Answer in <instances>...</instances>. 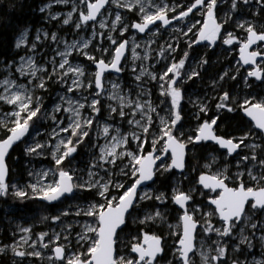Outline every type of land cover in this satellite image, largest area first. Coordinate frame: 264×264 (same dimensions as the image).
<instances>
[{
	"label": "snow or ice",
	"instance_id": "6c2138e0",
	"mask_svg": "<svg viewBox=\"0 0 264 264\" xmlns=\"http://www.w3.org/2000/svg\"><path fill=\"white\" fill-rule=\"evenodd\" d=\"M53 3L70 10L63 15ZM120 9L133 15L125 21ZM38 12L57 31L41 25L29 39L24 28L11 55L0 54V200L66 207L40 216L50 231L17 224L0 257L161 264L170 251L167 264H195L197 252L201 264H264V94L255 91L264 90V0H42ZM61 24L79 39L64 38ZM153 45L162 61L155 68L143 63ZM237 45L235 67L209 77L207 93L190 94L189 82L204 80L217 47L226 57ZM129 63L133 80L122 87ZM241 82L249 90L242 99L234 91ZM184 101L196 121L187 131ZM18 143L28 164L50 165L28 171L35 180L23 187L10 179ZM203 150V166H190L189 154ZM82 154L87 161L77 159ZM165 176L175 181L170 193L156 187ZM164 224L167 236L156 230Z\"/></svg>",
	"mask_w": 264,
	"mask_h": 264
},
{
	"label": "rangeland",
	"instance_id": "374dc122",
	"mask_svg": "<svg viewBox=\"0 0 264 264\" xmlns=\"http://www.w3.org/2000/svg\"><path fill=\"white\" fill-rule=\"evenodd\" d=\"M42 3V2H41ZM40 3V5H41ZM39 5V6H40ZM53 9L56 11H61L63 15H66L67 12L70 10V6H65V5H56L55 3H53ZM119 11H121V13L124 15L125 21L128 20V18L133 15L132 13H126V10L124 9H120ZM36 14L38 15V19L37 22L35 24L34 27H27L29 28L30 31V35H29V39H32L34 37V33H35V29L41 27V25L44 26L45 30L51 29L52 31H57V27L53 26V24H45L44 21L41 19V17L44 14H41L38 12V9L36 11ZM75 15V14H74ZM114 18V17H112ZM197 18H199L197 16ZM71 23V22H70ZM176 22H174L173 24L175 25ZM182 26V25H181ZM59 28L62 29L61 31V35L66 38V39H79V37L75 36V29L68 26V25H59ZM23 31V30H21ZM20 31V32H21ZM172 31L171 28H169L168 33L165 34L164 39H162L160 41L161 44L164 43V40L168 39V34H170ZM19 35V34H18ZM82 36H89L90 37V32H85V33H81ZM128 35L129 39L131 40V34H126ZM187 38L186 37H181L180 41H181V48H184V41H186ZM99 41V38H97V42ZM171 42V41H169ZM153 51L150 52V56L152 57V59L149 60H144L143 63L146 65H150L151 67H159L160 63H162V61L159 60V56H158V48L157 45H153L152 46ZM238 50H239V46H235L234 49L229 52L227 54V56L225 57L224 55H221L223 49L220 47H217V49L215 50V53L211 54V59H212V66L208 69V72L205 74L204 76V80L201 81L200 79H195V82H189L188 84V92L190 94L193 93H207L208 92V88L211 84V80L209 77L211 76H215L217 72L221 71V70H227V69H231L233 67H235L236 61H237V57H238ZM45 51H47V49H45ZM137 51L140 53L141 56L144 55V49H137ZM197 51H200V49L198 48ZM20 54H23L22 52ZM75 55V54H73ZM126 55L128 56V60L131 61V53L130 51L128 53H126ZM195 55V53L193 54ZM57 59H59V57H57ZM70 59H72V57H70ZM80 60H83V57L79 58ZM73 63H77L79 62L78 60H73ZM85 63H90L85 61ZM137 64L141 63V61H136ZM189 63H191V61H189ZM94 69V66H92ZM110 79H117L116 75H111L109 77ZM133 80V77L131 75V67H130V63L125 65V72L120 74V78H119V82L121 83V86L124 87L125 83L131 84ZM154 83V82H153ZM152 85H149V87H151ZM230 86H234V82L229 81L228 84L225 85V88H228ZM125 91H127V88H125ZM234 91L239 92L241 99L243 98V96L247 93V91H249L248 89L244 88L243 83L241 82L240 85L238 87H234ZM255 91L257 93H261L264 94V90L262 89H255ZM155 94L159 95V91L158 89H155ZM52 96H55V92L52 93ZM203 98V97H201ZM193 100H196V96L193 95L192 96ZM48 103L49 105H51V98H48ZM183 106H184V121L183 124L185 126V130H191L195 127L196 125V121L193 119L192 117V112H193V105L187 103L186 101L182 102ZM3 107L0 106V113L3 112ZM105 115H107V113H105ZM161 115H163V113H161ZM158 124V120L156 121ZM222 127V125H221ZM44 128H47V124L43 125V128L41 130H43ZM123 130V129H122ZM93 139L96 138V133L93 132ZM29 142H30V138H29ZM100 143H104L103 139L100 140ZM134 147V145H133ZM150 150V149H149ZM208 154H206L205 156H207ZM195 156L196 158L193 159L192 157ZM189 157L191 158V162L189 163L190 166H200L202 167L203 164L205 163V161L203 159H199L197 153L193 154L190 153ZM28 158V157H27ZM29 159V158H28ZM78 160H83V161H87L88 157L87 155L82 154L80 157H77ZM44 161L46 160H40V158H37L36 161H34V163L32 165L28 164V162L25 164V168L28 171L32 170L33 167L36 170H39L41 168H47L49 167L48 165L44 164ZM126 162V161H125ZM159 163V162H158ZM192 175H195V173H193ZM29 180H35V177H29L27 176V178L25 179V181H15V182H19L20 185L23 187L25 186ZM13 182V183H15ZM172 184L175 183L174 179L171 182ZM171 184V185H172ZM188 186V182H185V187ZM157 187V185H156ZM170 193V189L168 190ZM86 195V194H85ZM199 199V198H198ZM41 204H43L44 202H41ZM54 205H56L55 207H52L51 212L50 213H55L59 208L62 207H66V205H59L56 202H53ZM49 213V214H50ZM47 214V215H49ZM13 217V219L10 221L8 220V222L6 223V225L4 227L0 226V244L3 243H11V238L13 235V229L16 227L17 224L21 225V226H29L32 227L35 233H38L39 231L43 230V231H50L49 227L47 226V224L44 223H40L39 219L37 218H21L19 216H15L14 214L11 216ZM68 220H72V217H68ZM74 222V221H73ZM51 221L48 222V224H50ZM169 223H171V225L173 226V231H175V226H176V219H175V215L173 214V217L169 220ZM58 230V229H57ZM156 230L158 231H162L165 236H167V232H168V225L164 224V225H157L156 226ZM173 243V240H168V245L169 248H171V245ZM207 244H205V247L203 248V251H207ZM261 251L260 247L257 246L255 249H253V252L255 253H259ZM171 259V252L169 251L167 256L165 257V259L161 262V264H167V260ZM193 260L195 261V264H201V257L199 255V252H197L196 256L193 257ZM0 264H9V258L8 257H0Z\"/></svg>",
	"mask_w": 264,
	"mask_h": 264
},
{
	"label": "trees",
	"instance_id": "16d2710c",
	"mask_svg": "<svg viewBox=\"0 0 264 264\" xmlns=\"http://www.w3.org/2000/svg\"><path fill=\"white\" fill-rule=\"evenodd\" d=\"M42 0H0V54L4 56H10L14 46V40L18 36L21 30L27 27H34L38 15L36 11ZM13 4L15 7L9 9L8 5ZM235 122H230L228 125L221 124V131L223 132L227 127L229 131L234 127ZM209 150L198 151V158L208 154ZM188 163L191 162V158L188 157ZM10 165L12 166V175L10 179L12 182L17 180L25 181L28 176V172L25 168V164L28 162L27 156L24 154V144L18 143L14 145L10 150V156L8 158ZM44 164L50 166L47 161ZM173 178L171 176L158 177L157 187L162 189H170ZM5 208H8L7 216H19L21 218H37L41 215H47L51 212L44 211L43 204L39 200H27L24 202L14 201L9 198L7 204L0 200V226L4 227L8 222L5 215Z\"/></svg>",
	"mask_w": 264,
	"mask_h": 264
},
{
	"label": "water",
	"instance_id": "95a60500",
	"mask_svg": "<svg viewBox=\"0 0 264 264\" xmlns=\"http://www.w3.org/2000/svg\"><path fill=\"white\" fill-rule=\"evenodd\" d=\"M174 22H175V21H174ZM174 22H173V23H174ZM238 59H239V50H238ZM112 75H116V74H115V73H113Z\"/></svg>",
	"mask_w": 264,
	"mask_h": 264
},
{
	"label": "flooded vegetation",
	"instance_id": "af4514ba",
	"mask_svg": "<svg viewBox=\"0 0 264 264\" xmlns=\"http://www.w3.org/2000/svg\"><path fill=\"white\" fill-rule=\"evenodd\" d=\"M237 60H238V57H237Z\"/></svg>",
	"mask_w": 264,
	"mask_h": 264
}]
</instances>
